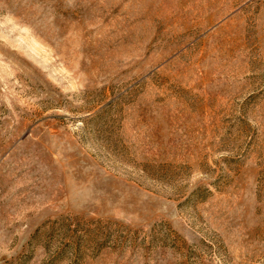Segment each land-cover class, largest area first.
I'll return each mask as SVG.
<instances>
[{
  "label": "rangeland",
  "instance_id": "rangeland-1",
  "mask_svg": "<svg viewBox=\"0 0 264 264\" xmlns=\"http://www.w3.org/2000/svg\"><path fill=\"white\" fill-rule=\"evenodd\" d=\"M0 264H264V0H0Z\"/></svg>",
  "mask_w": 264,
  "mask_h": 264
}]
</instances>
